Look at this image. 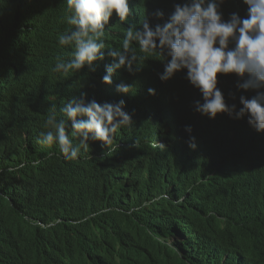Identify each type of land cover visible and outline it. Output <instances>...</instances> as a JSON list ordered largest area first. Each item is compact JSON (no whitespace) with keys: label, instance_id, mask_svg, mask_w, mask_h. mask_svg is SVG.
Masks as SVG:
<instances>
[{"label":"trees","instance_id":"obj_1","mask_svg":"<svg viewBox=\"0 0 264 264\" xmlns=\"http://www.w3.org/2000/svg\"><path fill=\"white\" fill-rule=\"evenodd\" d=\"M128 2L136 19L134 26L141 27L146 18L154 27L168 19L174 4L190 0ZM65 3V0H0V264H17V261L40 264L37 257L45 253L51 257L54 249L60 255L57 264H64V255L68 258L67 264H110L116 247L123 246L120 252L128 254L142 252V236L147 241L151 231L159 232L166 244L170 242L174 246L169 249V264H201V261L202 264H264V132L257 133L251 128L247 116L234 119L218 114L209 119L196 112L194 103H202V96L185 78L186 70L174 74L175 79L164 81L163 87L168 90L171 82L175 86L177 118L174 126L178 133L183 134L185 126L190 125L197 147H202L207 154L204 159L194 161V167L182 176L171 173V153L167 147L153 158L150 165L159 173V178L149 194L166 191L172 198L158 200L149 208L138 207L139 202L124 197L122 189L116 186L118 174L102 160L94 159L87 165L67 163L70 161L62 159L56 145L46 147L37 142L32 124L20 123L19 120L26 117L23 108L30 106V95L35 90V113L27 112L28 116H35L37 124L38 84L43 80L45 124L47 79L57 56L70 59L74 51L73 47L58 43L64 30L59 20L55 22L54 13L60 12ZM156 11L163 12V19L154 16ZM220 11L224 20L232 13L242 18L247 16L243 0H223ZM52 29L56 36L50 42ZM119 36L115 34L112 44L107 34L105 41L118 46ZM133 46L137 47L138 55H143L135 42ZM145 59L140 67L153 73L170 57ZM123 71L119 72L121 76ZM52 74L55 93L56 82L63 74L53 71ZM217 80L225 102L229 106L236 105L237 111L242 107L240 96L251 98L256 94L252 90L238 89L239 81L234 74H218ZM149 129L150 126L145 127L144 131ZM144 131H139V135ZM50 152L53 155L49 156ZM118 152L120 158L125 151ZM163 182L167 186L162 185ZM191 200L211 208L213 216L224 223L220 238L211 230L216 241L202 235L194 251L184 246L175 226L179 222L177 216L181 217L195 206ZM102 204L105 214L90 218L102 211ZM127 211L138 214V225H130L129 230ZM128 222L132 224L134 217ZM110 224H119L123 230L113 234L107 228ZM45 226L53 228L44 229ZM75 243L85 247V254H81L82 250ZM179 246L191 255L174 252ZM75 252L77 255L72 259ZM155 256V252H151L144 263L156 264ZM158 256L161 261L166 259ZM132 261L143 262L129 258V264H133ZM113 264L128 263L124 260Z\"/></svg>","mask_w":264,"mask_h":264},{"label":"clouds","instance_id":"obj_2","mask_svg":"<svg viewBox=\"0 0 264 264\" xmlns=\"http://www.w3.org/2000/svg\"><path fill=\"white\" fill-rule=\"evenodd\" d=\"M65 1L61 11L54 13L55 22L66 21L59 24L64 31L59 35L58 43L73 47L74 51L70 59L56 58L52 71L63 76L56 82L55 93L52 71L47 79L45 124L43 80L38 84L37 92V131L35 116H28L27 112L35 113V90L30 95V106L23 108L26 117L19 121L26 126L32 124L37 142L46 147L55 144L62 159L70 161L67 163L87 165L94 159L102 160L113 172L123 173L122 179L118 176L116 186L122 189L124 197L136 201H143V195L150 192L159 178L150 162L166 147L171 153V173L187 175L194 167V161L204 159L207 151L197 147L190 125L185 126L181 135L174 126L177 118L175 86L171 82V87L165 90L163 82L175 79L174 74L182 70H186L185 78L202 96V103H194L196 112L209 119L218 114L234 119L247 116L251 128L257 133L264 132V0H243L247 16L242 18L232 13L228 20L223 19L220 11L223 0H190L183 4L178 1L168 19L154 27L146 18L142 20L141 27L134 26L128 0ZM113 13L116 14L113 34L120 35L119 45L115 47L105 41ZM154 16L163 19L164 14L156 11ZM121 23L126 26H121ZM55 36L52 29L50 42ZM134 42L143 55H138ZM148 56L170 59L164 66L148 73L140 67ZM121 69H124L122 76L119 74ZM218 74H234L239 81L238 89L252 90L256 94L251 98L240 96L242 107L237 111L236 105L229 106L225 102L222 91L217 87ZM62 86L66 88V102H63ZM20 88L23 92V87ZM149 126L150 129L144 131ZM139 131L144 132L139 135ZM129 138L133 139V146L150 145L152 151L149 159L146 158L147 153L141 151V161H133V172L138 171L140 177L133 175L128 181V162L126 157L123 160L118 157V151L122 146L124 151L127 149ZM91 148H94V153ZM51 155L53 153L50 152ZM128 182L130 188L127 187ZM120 183H123L122 187ZM139 183L140 188L137 186ZM162 185L167 186L165 182ZM139 190L142 195L137 194ZM171 198V194L164 191L151 196L150 203ZM190 202L195 206L181 217L177 216L179 222L175 226L184 246L194 251L202 235L216 240L210 226L211 217H214L212 209L194 200ZM194 218L199 221L197 224ZM203 219L210 228L203 224ZM153 229L156 230L155 226ZM143 238V251L130 254L144 263L150 253L155 252L156 264H169V249L174 246L169 242L168 250L164 249L165 240L157 231H151L147 241L144 235ZM176 251L184 252L181 246ZM190 251L184 253L191 255ZM158 255L166 259L161 261ZM43 258V255L37 257L40 264Z\"/></svg>","mask_w":264,"mask_h":264},{"label":"bare ground","instance_id":"obj_3","mask_svg":"<svg viewBox=\"0 0 264 264\" xmlns=\"http://www.w3.org/2000/svg\"><path fill=\"white\" fill-rule=\"evenodd\" d=\"M131 10V9H130ZM119 19V18H118ZM134 20H136V19H134ZM66 21H64V19L62 20V21H60V23L59 24H64ZM114 14L112 15V17L110 18V20H109V25H108V28H110L109 29V31H108V34H109V41L113 44L114 43V41H115V34H113V32H114ZM121 26H123V27H125L126 25L125 24H123V23H121ZM37 43V42H36ZM53 44H55V43H53ZM101 71V67L99 68V72ZM55 88V87H54ZM66 88H64V86H62V94H63V102H66V100H67V95H66V90H65ZM37 125L38 124H36L35 123V130L37 131ZM20 129V128H19ZM19 129H16L17 131H19ZM128 142L130 143L128 146H127V149L125 150V152H126V154H124V153H121V155H120V158H121V160H123L124 159V157H126V160H127V162H128V172H127V174H126V178L128 179V181L132 178V176L134 175V176H136L137 178L138 177H140V174H139V172L138 171H136V172H133V169H134V167H133V161H137L138 163L141 161V151H145L146 153H147V155H146V158L147 159H149L150 157H149V153L152 151V148H151V146L150 145H146L145 147H143L142 145H137V146H133L132 145V143H133V139L132 138H129V140H128ZM139 142H141L140 140H139ZM55 145V144H54ZM124 146H122L121 148H120V151H124ZM143 148H145V149H143ZM91 150L93 151V153H94V148H91ZM133 153H135V154H133ZM64 159V158H63ZM112 160H113V158H112ZM138 166V165H137ZM120 168L122 169L123 167H122V165L120 166ZM138 168L139 167H137L136 168V170H138ZM118 176L120 177V179H122V177H123V173L122 172H120L119 174H118ZM175 178V177H174ZM119 179V180H120ZM122 181V180H121ZM156 181H157V179H156ZM176 182V181H175ZM159 184V183H158ZM155 185V184H154ZM120 186L122 187L123 186V183H120ZM137 186L140 188V183L139 184H137ZM128 188H130L131 187V184L128 182V186H127ZM128 194L130 195V192L128 191ZM137 194H139V195H142V193H141V191L139 190V191H137ZM143 201L142 202H140V200H137L136 201V203H138V207H141V206H143V204H148V206H146L147 208H149L153 203H150L151 202V196H150V194L149 193H145L144 195H143ZM127 200H130V198H127ZM110 207H111V205H109ZM124 206V205H123ZM122 206V207H123ZM104 207H105V205L103 206V204H102V211L101 212H99V213H97V214H92L91 216H90V218H93V217H96V216H102V215H104L105 213H104ZM120 207H121V205H120ZM145 207V206H144ZM125 208V207H124ZM123 208V209H124ZM127 209H129L130 210V208L129 207H126ZM125 208V209H126ZM112 210V209H111ZM111 210H109V212L111 211ZM132 213V212H131ZM131 213H129V211H127L126 212V214H125V216H129L128 218H127V222H126V224H127V230H129L130 229V225H133L134 223H136V225H138V214H131ZM131 217H134V222L132 223V224H129V219L131 218ZM104 222V221H103ZM108 222V221H107ZM106 224V223H105ZM47 227H49V226H45L44 227V229L45 228H47ZM50 228H53V227H49V229ZM107 228L113 233V234H115V233H117V234H119L122 230H123V228H121V226L118 224V225H115V224H110L109 226H107ZM153 228V227H152ZM146 233V232H145ZM111 235L112 236V239H113V237H114V235ZM138 236H141V235H138ZM110 240V239H109ZM116 241V240H115ZM117 241H119L120 242V240H117ZM168 243L169 242H167V244L164 242V249H166V250H168ZM78 245V247L80 248V250H82V252H81V254H85V251H84V248L85 247H82L81 246V244L80 243H75V245ZM54 247V246H53ZM55 248V247H54ZM122 248H124L123 246H120V249H122ZM118 247H116V249H114V252H113V258H112V260H110L111 261V263L110 264H113V263H121L122 261H126L128 264H129V262H128V260H129V258L131 259H137L138 257H133V256H135V255H133V254H131L130 255V253L128 254V253H125V252H120L121 250H120ZM170 249H173L172 247L170 248ZM54 253H53V255L50 257L49 256V254L48 253H45V255H44V258H43V260L41 261V264H57V261H58V259H59V257H60V255L59 254H57L58 253V250L57 249H54V250H52ZM172 252V251H171ZM154 253V252H153ZM174 253V252H173ZM76 255H77V252H75L73 255H72V259H74L75 257H76ZM155 255H156V253H155ZM170 255V254H169ZM168 255V256H169ZM36 256V255H35ZM173 256H174V254H173ZM172 256V257H173ZM196 256V255H195ZM64 257H65V259H64V264H67L68 263V258H67V256L66 255H64ZM88 257H91V255H89L88 254ZM154 257V256H153ZM156 257V256H155ZM172 257H171V260H172ZM183 257H186V256H182V258ZM168 258H170V257H168ZM81 259H83V258H81ZM200 259H201V257H200ZM170 260V261H171ZM174 260H176V259H174ZM206 260V259H205ZM204 260V261H205ZM76 262V261H75ZM82 264L84 263V262H81ZM81 263H79V264H81ZM132 263L133 264H135V263H137V262H133L132 261ZM139 263V262H138ZM203 262L201 261V264H202ZM17 264H20V262L19 261H17ZM92 264V263H91ZM139 264H150V263H143V262H141V263H139ZM205 264V263H204Z\"/></svg>","mask_w":264,"mask_h":264},{"label":"rangeland","instance_id":"obj_4","mask_svg":"<svg viewBox=\"0 0 264 264\" xmlns=\"http://www.w3.org/2000/svg\"><path fill=\"white\" fill-rule=\"evenodd\" d=\"M194 220H195L196 224L199 222L197 220V218H194ZM203 224L207 228H210L205 219H203ZM210 226H211V230L218 236V238H220L221 235L224 233V223H223V221L213 217L211 219V221H210ZM238 243H241V239H238Z\"/></svg>","mask_w":264,"mask_h":264}]
</instances>
